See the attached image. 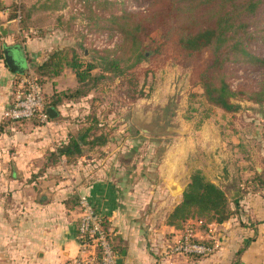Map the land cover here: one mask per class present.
Wrapping results in <instances>:
<instances>
[{
	"label": "crops",
	"instance_id": "crops-1",
	"mask_svg": "<svg viewBox=\"0 0 264 264\" xmlns=\"http://www.w3.org/2000/svg\"><path fill=\"white\" fill-rule=\"evenodd\" d=\"M0 20V26H6L0 28V50L17 48L14 54L21 55L24 71L31 60L28 54L44 57L45 51H31L36 41L23 37L15 18L1 11ZM67 72L60 79L74 85L75 76ZM20 75L0 55V264H71L86 256L77 237L83 198L103 216L121 264H230L248 239L251 242L240 264L264 258V194L260 187L264 178V109L252 117L245 112L220 113L222 118H210L200 129L199 138L192 139L194 147H189L188 155L197 159L204 154V160L199 159L194 168L202 170L229 197L239 192V200L233 204L234 215L223 223L210 224L203 230L198 221L189 220L176 228L166 221L190 179L182 173L184 148L176 147L173 166L177 173L172 179L164 174L152 177L144 171V164L133 162L131 157L114 158L110 147H96L88 154L85 151L70 162L56 153L70 136L60 120L65 108H60L46 125L15 123L7 118ZM64 105L68 106V101ZM226 120L236 123L230 129L236 137L225 133L226 126L221 124ZM209 126L221 127L226 134L216 147L208 137ZM246 136L254 139L257 147L234 145L228 138L239 143ZM202 138L204 147H200ZM94 151L97 154L93 155ZM115 152H123L122 147ZM186 234L208 242L214 252L207 256L172 253L171 248Z\"/></svg>",
	"mask_w": 264,
	"mask_h": 264
},
{
	"label": "rangeland",
	"instance_id": "rangeland-1",
	"mask_svg": "<svg viewBox=\"0 0 264 264\" xmlns=\"http://www.w3.org/2000/svg\"><path fill=\"white\" fill-rule=\"evenodd\" d=\"M7 1L8 7L6 6L3 12L8 14L12 12L15 5H21L23 20L22 26L19 24L18 27L23 37L29 36L36 41V46L31 51H34V54L45 51L44 57L41 54L33 57L30 51L28 55L31 60L28 66L32 68L27 67L22 75L34 76L38 60L42 61L55 51H61L62 54L67 55L69 61L77 60L83 63V68L90 63L95 65L90 71L91 77L82 85L77 82V77L69 66H64L61 74L53 81H43L45 95L52 96L53 93L67 89L73 90L77 87L87 92L84 96L63 99L57 108L58 112L60 108H65L60 120L65 123L64 127L68 129L65 131H68L69 135H76L92 126L91 139L99 134L107 137L103 144H82V153L85 151L86 154L91 153L96 147H110L109 151H114L112 153L114 158L123 160L131 157L133 162L144 164L147 168L144 171H148L152 177H160L164 174L166 179H172L177 173L173 166L174 161L177 160L176 147H182L186 151L184 158L182 157L184 163L182 173L191 176L196 170L194 167L199 159L204 160L203 153L197 159L188 155L189 147H194L192 139L195 141L199 138L200 129L210 118L214 116L222 118L220 113L229 112L218 107H211L203 95L202 86L191 82V69L182 63L167 59L165 54L157 55L147 48L145 49L147 57L137 66H132L136 61L135 54L131 53L128 45L121 43L118 31L108 29L107 18L111 13L145 11L150 6L148 0H110L112 3L105 4V8H103L105 5L102 4V0ZM198 18L200 23L207 21L205 17ZM249 20L252 24L251 33L256 38L249 42L248 47L255 55L264 57L262 41L264 4ZM152 24L158 27L157 23ZM21 41L19 39V42ZM11 49L12 52L19 51L17 48ZM105 54L120 59L121 66L124 70L126 69L125 74L115 75L114 72H104L101 56ZM13 56L12 63L18 70H22L24 62L21 55L15 53ZM66 70L67 73L75 76L74 85L60 79ZM101 74L105 75V78L97 81L96 78ZM225 74L232 88L240 93L233 99L240 105V109L230 113L240 115L245 112L252 117V114L263 112L264 104L256 103L252 97L264 81V68L251 63H227ZM67 101L68 106L62 107ZM156 116L160 118L162 124L171 125V130L167 133L147 134L135 122L137 121L135 119L140 117L146 123H152ZM213 124L216 122L213 121ZM223 124L227 129L225 133L236 137V132L230 131L236 127V123L226 120V123L221 125ZM222 131L224 130L221 127L215 129L208 127V137L213 138L212 147H216L215 143L225 137L226 134L224 135ZM247 137L249 136L245 137L244 142L239 143L235 138H228L234 145L241 143V147H257V144L252 142L254 139L248 138V140ZM202 139L200 147H204V138ZM120 147L123 152H115ZM103 150L99 149V151ZM95 153L96 151L93 155ZM213 169L215 172V167ZM185 188L181 189V196ZM229 199L232 200L230 197ZM233 204H231L232 208H235ZM237 257L236 254L232 259L233 262L237 260ZM241 258L240 255L239 264L242 261ZM233 262L231 261L230 264ZM252 264H264V258H258V261L254 260Z\"/></svg>",
	"mask_w": 264,
	"mask_h": 264
},
{
	"label": "trees",
	"instance_id": "trees-1",
	"mask_svg": "<svg viewBox=\"0 0 264 264\" xmlns=\"http://www.w3.org/2000/svg\"><path fill=\"white\" fill-rule=\"evenodd\" d=\"M148 1L150 6L145 11L111 13L107 18L108 29L118 31L121 43L128 45L131 53L135 54L136 61L132 66H137L147 57L145 51L147 48L157 55L165 54L167 59L182 63L191 69V82L202 86L203 95L211 107H218L229 113L237 112L240 105L233 99L240 93L229 83L225 74V65L251 63L264 68V57L255 55L248 47L249 42L256 38L251 33L252 24L249 19L263 6L264 0ZM108 3L112 2L102 0L103 5ZM6 4L4 0H0V12L6 9ZM105 7L106 5L103 6ZM9 14L10 18L20 15L19 24L22 26L21 5H15ZM198 17H205L206 23H200ZM152 23H157L158 27L156 28ZM21 30L24 31V28L21 27ZM262 38L264 43V35ZM0 55L8 66L3 49L0 50ZM101 57L104 72H114L115 75L125 74L126 69L121 66L120 59L110 54ZM64 66H69L74 71L80 85L87 82L91 77L90 71L95 67L90 63L83 68V63L77 60L69 61L67 55L55 51L36 63L34 76L44 89L43 81H53L61 74ZM102 78H105V75L101 74L96 80ZM45 93L44 89L46 110L53 107L58 112L57 108L63 99L84 96L87 92L77 87L73 90L53 93L52 96ZM252 99L260 105L264 104V81L259 85V90L254 93ZM49 119H51L50 114ZM27 121L44 125L37 117ZM92 128L89 126L76 135H70L68 142L58 146L57 155L65 156L71 162L82 154V144H103L107 137L99 134L91 139ZM260 184V187L264 184V178ZM238 200L239 198L230 200L223 188L210 181L202 170L196 169L182 192L180 202L169 214L167 224L181 228L189 220H195L203 230H206L210 224H220L230 219L236 211L231 204H237ZM105 229L114 248H117L106 227ZM193 240L208 243L194 237ZM250 242L251 239L246 240L237 251L238 257L233 264H239V257Z\"/></svg>",
	"mask_w": 264,
	"mask_h": 264
},
{
	"label": "built area",
	"instance_id": "built-area-1",
	"mask_svg": "<svg viewBox=\"0 0 264 264\" xmlns=\"http://www.w3.org/2000/svg\"><path fill=\"white\" fill-rule=\"evenodd\" d=\"M16 20L20 21V15L16 17ZM6 116L15 123H22L36 117L41 124L49 123L43 89L35 76L23 75L17 78ZM261 192L264 194V184L261 186ZM81 206L83 213L77 237L82 252L87 253L88 256L73 260L71 264H118L117 250L104 227L103 216L85 198L82 199ZM214 249V246L193 240L191 234L184 235L182 241L171 248L172 253L195 256H207Z\"/></svg>",
	"mask_w": 264,
	"mask_h": 264
},
{
	"label": "water",
	"instance_id": "water-1",
	"mask_svg": "<svg viewBox=\"0 0 264 264\" xmlns=\"http://www.w3.org/2000/svg\"><path fill=\"white\" fill-rule=\"evenodd\" d=\"M1 30H4V28H6L5 25H1L0 26ZM20 45V43H19ZM5 58L7 61V64L10 68L14 69L17 72L23 73L24 68L22 70H18L14 64L11 61V57L14 58V52H12L11 47H6L5 49ZM11 53V55L9 54ZM48 112L50 114L51 117H55L58 113L56 112V110L53 107H49ZM137 121L136 124L138 125V127L147 134H159V133H167L168 131L171 130V125H164L160 122V118L158 116H156V118L154 119V121L152 123H146L145 121L141 120V118H137L135 119ZM175 130V129H174ZM173 130V131H174ZM238 193L239 192H235L232 196H230L231 199H235L238 197ZM118 263L121 264L122 263V259H118Z\"/></svg>",
	"mask_w": 264,
	"mask_h": 264
}]
</instances>
